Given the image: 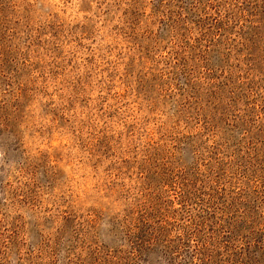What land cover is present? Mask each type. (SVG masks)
<instances>
[{"label":"rangeland","instance_id":"obj_1","mask_svg":"<svg viewBox=\"0 0 264 264\" xmlns=\"http://www.w3.org/2000/svg\"><path fill=\"white\" fill-rule=\"evenodd\" d=\"M0 264H264V0H0Z\"/></svg>","mask_w":264,"mask_h":264}]
</instances>
